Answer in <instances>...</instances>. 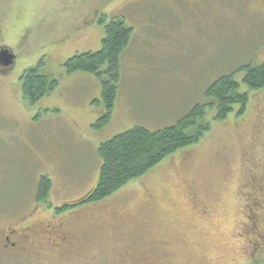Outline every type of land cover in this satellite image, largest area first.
<instances>
[{
	"label": "rangeland",
	"instance_id": "obj_1",
	"mask_svg": "<svg viewBox=\"0 0 264 264\" xmlns=\"http://www.w3.org/2000/svg\"><path fill=\"white\" fill-rule=\"evenodd\" d=\"M120 16L134 28L133 38L122 55L112 121L99 130L94 126L106 114L96 102L100 83L90 73L69 74L64 65L77 54L99 52L105 25ZM3 46L15 53L16 62L0 73L2 224L25 216L29 227L49 217V210L70 221L79 214L88 226L103 227L107 214L120 213L124 218L116 222L113 238L119 241L129 231L132 239L117 248L91 243L81 264H244L249 252L241 233L239 187L258 166L253 163L249 173L242 160L258 137L264 91L250 93L244 116L232 114L224 122L214 121L215 107H207L211 129L199 143L104 201L79 202L98 185L103 142L136 126L168 128L195 105L210 103L205 93L219 76L264 63L260 0H0ZM40 65L58 87L31 106L22 96L21 79ZM243 75L236 76L241 81ZM45 176L54 186L38 204L37 185ZM192 191L198 192L196 203ZM147 224L168 246H144L149 230H141ZM98 231L103 237L104 230ZM40 253L28 248L33 256L28 264H55L51 250ZM0 264L22 263L5 256Z\"/></svg>",
	"mask_w": 264,
	"mask_h": 264
},
{
	"label": "trees",
	"instance_id": "obj_2",
	"mask_svg": "<svg viewBox=\"0 0 264 264\" xmlns=\"http://www.w3.org/2000/svg\"><path fill=\"white\" fill-rule=\"evenodd\" d=\"M105 22V17L102 20ZM134 28L129 27L120 16L105 25L103 44L99 52L77 54L66 60L65 71L69 74L83 72L93 74L100 83L101 97L106 114L94 126L103 129L111 123L115 102L119 96L122 55L132 42ZM43 65L29 69L22 76V96L28 105H35L58 87V81L48 74H42ZM105 67V70H104ZM244 78L238 80V74ZM242 85L248 88L242 91ZM264 89V63L248 64L232 73H224L207 88L206 98L210 103L197 104L174 125L152 131L143 126L115 135L98 148L102 161L98 185L85 198L86 203L106 200L128 184L146 175L169 157L199 143L211 129V122L205 119L207 107H215L214 121L224 122L234 114L244 116L251 102L250 93ZM36 199L45 203L53 189L50 177L38 181ZM38 206V205H37ZM65 209L69 207L64 206Z\"/></svg>",
	"mask_w": 264,
	"mask_h": 264
},
{
	"label": "flooded vegetation",
	"instance_id": "obj_3",
	"mask_svg": "<svg viewBox=\"0 0 264 264\" xmlns=\"http://www.w3.org/2000/svg\"><path fill=\"white\" fill-rule=\"evenodd\" d=\"M260 1L261 7H264V0ZM9 70L8 68L0 66V73H7ZM261 91H264V89L259 92ZM257 115H260L256 126L258 137L254 140L251 150H245L246 152L243 153L242 160L243 165L245 163V166H247L249 173L255 169L252 166L253 163L258 166L256 167L257 171L251 173L250 176H248L249 174L243 176L245 180L242 181L239 187V199L241 201V207L244 210L241 233L244 242L246 241L247 243L246 251L249 252L248 255L245 254L244 264H264V156L261 159V155H264V104ZM258 155L260 156V160L256 158ZM198 198V192L192 191L191 199L196 203ZM81 202L83 203V201L79 203ZM102 209L105 210L104 208ZM46 213L49 214V217H43L40 219V222L29 225V227H25V216L20 217V221L16 224H2L3 218L0 217V258L13 256L16 261H20L22 264H28L33 259V256L28 254V248L32 247L38 255L41 254L40 252L43 249L51 250L56 259L55 264H59L64 260L70 264H81V259L86 260L88 258L86 250H90L91 243L98 242L104 246H107L106 243H110L113 248H117L123 239H127L129 242L133 237V233L127 231L121 240L118 241V239L115 240L113 238L116 236L113 231L117 225L116 222L119 221L120 223L122 218H124L120 213L107 214L108 217L103 227H94V222L88 226L84 223V218L79 214L75 215L73 220L70 221L71 218L52 215V212L49 210ZM90 215L91 213L88 214L89 217ZM99 228L104 230V236L107 238L98 235V233H101V231H98ZM130 229L132 228L130 227ZM144 229L149 230V232L146 233L147 231H143ZM133 230L138 233L143 231L142 233L145 232L147 234V237L146 234L142 236L143 239H147L144 242V246L151 244L157 250L159 249L158 246L166 247L169 244V240L167 239L161 241L159 239L160 236H156V234L158 235V231L155 233L154 227L148 224L141 231ZM142 248L143 246L139 247L141 250ZM114 250L117 254L118 250ZM253 250H255L254 253H252Z\"/></svg>",
	"mask_w": 264,
	"mask_h": 264
},
{
	"label": "water",
	"instance_id": "obj_4",
	"mask_svg": "<svg viewBox=\"0 0 264 264\" xmlns=\"http://www.w3.org/2000/svg\"><path fill=\"white\" fill-rule=\"evenodd\" d=\"M16 55L7 48L0 50V66L11 68L15 65Z\"/></svg>",
	"mask_w": 264,
	"mask_h": 264
}]
</instances>
